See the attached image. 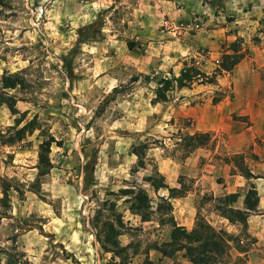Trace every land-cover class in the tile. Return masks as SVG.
<instances>
[{"label": "rangeland", "instance_id": "1", "mask_svg": "<svg viewBox=\"0 0 264 264\" xmlns=\"http://www.w3.org/2000/svg\"><path fill=\"white\" fill-rule=\"evenodd\" d=\"M235 54L242 55L237 64L217 70L224 55ZM188 66L199 76L152 103L159 80ZM14 72L23 84L7 92L19 113L0 104V181L10 185L0 186L10 203L0 207L1 264H114L118 259L96 242L94 210L131 184L141 185L153 204L166 196L147 175H162L170 187L192 180L185 197L171 199L172 214L190 229L198 207L234 237L218 264H264V246L252 250V238L226 222V209L201 199L218 195L195 185L209 169L230 172L225 158L240 152L239 95L247 94H239L240 85L258 80L264 101V0H10L0 11V76ZM213 74L214 84L200 83ZM20 115L19 127L31 120L33 130L3 143ZM194 132H208L211 140L187 153L181 138ZM50 138L51 168L33 185L39 144ZM136 146L145 153L142 168ZM240 154L250 168V150ZM116 204L126 226L120 243L137 248L128 264H141L144 250L167 240L170 228L155 216L141 222L121 198ZM147 257L170 263L156 250ZM176 260L187 264L181 253Z\"/></svg>", "mask_w": 264, "mask_h": 264}, {"label": "trees", "instance_id": "2", "mask_svg": "<svg viewBox=\"0 0 264 264\" xmlns=\"http://www.w3.org/2000/svg\"><path fill=\"white\" fill-rule=\"evenodd\" d=\"M10 0H0V11L9 8ZM235 51V50H234ZM222 62L219 64L217 70H230L242 58L241 54H235L234 57L224 55ZM199 76L198 71L193 66L183 68L180 74L176 77L161 78L160 86L152 98V103L166 101V92L172 90L174 87L181 88L188 86L194 79ZM215 74L210 77L205 76L200 83L214 84ZM23 84V77L19 72L2 74L0 76V104H4L14 115L18 114V109L15 106L16 98L14 95L7 92L8 89H14ZM23 115L14 118V125L9 129L12 131L3 143L12 145L17 141H21L25 132H31L34 128L33 122L30 120L23 125ZM2 134L0 133V136ZM181 140L187 153L194 149L207 145L210 142V135L208 132H194L193 134H185ZM53 138L44 140L39 144L37 153V173L34 184H39V179L45 176L50 168L51 162L49 152ZM133 154L136 156L137 168L144 167L145 153L142 147L136 146L133 149ZM256 159V156H252ZM227 163L232 164L230 174L238 173L245 179L255 178L250 172L244 161L242 154H233L229 158H225ZM144 180L153 188L154 191L166 190L167 195H158V200L153 204L145 189L141 185L131 184L125 188H119L117 192H111L115 195L114 200H105L101 202L94 210L92 216V227L94 228V236L101 251L110 253L111 259L117 258L114 264H128L132 255L137 254V248L133 247V243L129 242L125 245L120 243V236L124 234L126 226L123 221L121 212L117 211L116 200L122 199L127 204L128 211L139 217L141 222L153 220L155 216L159 226H169V237L167 240L157 243L156 241L147 247L143 254L145 258L141 264H184L176 260V255L181 253L182 258L187 264H218L222 261L224 256L228 254L231 248V243L234 242V237L223 228H215L203 216L199 214V209L196 207V217L193 227L190 229L178 225L172 214L173 206L171 199L185 197L188 191L192 188V180L184 181L179 178L177 181L178 187H170L164 181L162 175L154 177L147 175ZM2 191H7L10 185L7 180L0 181ZM32 189L33 188L32 186ZM17 191V190H16ZM35 191V190H33ZM239 193H227L217 197H203L201 199H213L217 202L218 207L226 209L225 218L230 224L243 223L250 215L249 211L240 209L234 204L238 202ZM258 197L253 186H250L246 191L242 203L249 208L256 207ZM0 207L9 209L10 203L6 197H0ZM3 213L0 212V218ZM148 250H156L160 253L161 258H167L170 263H164L161 259L156 262L149 260L147 257ZM1 264V261H0ZM108 264V263H107Z\"/></svg>", "mask_w": 264, "mask_h": 264}, {"label": "crops", "instance_id": "3", "mask_svg": "<svg viewBox=\"0 0 264 264\" xmlns=\"http://www.w3.org/2000/svg\"><path fill=\"white\" fill-rule=\"evenodd\" d=\"M256 78L260 80L257 73ZM261 85L257 83H244L240 85L239 94L247 93L246 95H239L241 100L240 110L238 115L242 118L238 122L240 129V137L237 139L236 148L242 153L243 149H249L250 154L256 156V159H250V172L255 178L245 179L240 175L230 174L228 171L221 172L215 168L207 170V173H201L200 177L195 180V185L200 187L204 194L213 196L224 195L227 193H240L243 188L253 186L256 191L258 202L256 207L249 208L242 203L244 193L239 197L238 203L240 209L250 212V215L243 223L237 225L226 222L230 227H234L237 233H242V236L252 238V250L255 246H264V101L260 99ZM260 100V101H258ZM233 144H230V147ZM235 145V144H234ZM223 178L220 182L216 178L218 176ZM180 225V224H179ZM184 226V224H181ZM191 228V225H190ZM242 242V241H241ZM250 250V251H252ZM246 253V250L242 251Z\"/></svg>", "mask_w": 264, "mask_h": 264}]
</instances>
